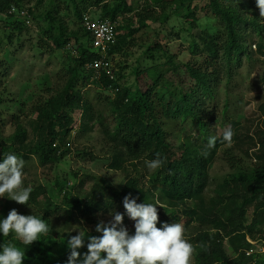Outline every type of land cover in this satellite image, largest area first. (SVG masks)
Listing matches in <instances>:
<instances>
[{
    "label": "trees",
    "instance_id": "16d2710c",
    "mask_svg": "<svg viewBox=\"0 0 264 264\" xmlns=\"http://www.w3.org/2000/svg\"><path fill=\"white\" fill-rule=\"evenodd\" d=\"M36 1L39 6L47 5L50 9L45 14L48 29L42 30V45L53 51L66 49L72 52L71 44L74 43L76 54L72 55V64L65 68L70 77L63 94L37 108V118L31 125L33 143L29 142L28 134L23 132L24 128L17 121L16 132L11 141L0 138V156L6 157L12 150L14 153L23 151L20 156L24 160L35 156L41 166L50 165L52 168L70 154L67 138L72 132H88L94 126L99 127L109 145L113 146V158L109 165L111 169L126 172L127 164L142 159L150 161L157 154L164 163L148 176L139 170L138 165H133L134 170L127 174L128 180L121 191L96 183L83 199L74 198L72 193H65L64 206L70 216L76 214L79 219H85L90 224L99 222L96 219L97 213H126L123 199L129 193L137 198V203L154 202L152 200L157 197V204L162 207L158 208V228L165 222L181 223L183 215H179V208L184 207L181 212L186 216L185 230L194 220L210 225L215 230L197 233L194 241L197 244L198 264H264V254L246 255L253 248L248 243L247 236H251L253 240L258 235L264 237V104L259 109L263 116V128L258 129L254 136L247 132L246 135H233L232 139L237 144V149L247 157L251 156L249 151L252 145L257 146L255 138L259 140V151L254 153L256 165L250 170L237 171L228 177L216 188L215 198L207 201L203 197L211 163L208 153L210 150L215 153L226 144L222 134V139H217L214 147L209 149L207 146L208 138L212 135L208 122L210 116L205 109L206 102L215 98L220 73L225 72L228 79L232 78L244 57H250L251 53L246 45L247 36L251 40L254 34L261 36L264 32V27L256 19V15L250 19L245 14L252 12V9V14L256 13V9H259L256 0H209L208 10L219 20L221 28L215 27L209 32L205 26L202 30L198 38L202 45H195L193 52L200 53L204 58L203 62L187 64L181 68L174 67L169 72L162 73L158 80L138 82L134 86L131 82H126L124 73L117 72L115 68L114 80L104 73L98 76L89 66L100 55L92 51V44L86 47L79 39L80 32L85 37L89 36L83 26L86 14L100 11L101 19L117 21L122 14V7H126V4L119 2L112 5L106 0ZM166 1L156 0L159 3ZM25 2L26 0H0V22L14 19L17 16L14 10ZM30 3L31 0H28L29 5ZM195 10L188 8L185 15L186 20L191 21L193 26L198 22ZM62 13L66 16L73 13L81 28L70 32L63 21ZM203 22L205 24L207 21ZM138 23L141 28L146 27L143 17L139 18ZM25 27V22L17 23L14 30L22 33ZM137 32L131 25H119L117 43L109 53L110 58L123 52L124 47L130 44V37H134ZM2 33L4 37L0 34V50L4 46L3 40L10 43L13 37L6 30ZM251 42L264 57V44ZM171 62L172 60L169 64ZM2 65L5 69L0 65V75L2 70L7 73V68ZM81 83L82 87L97 85L111 94V97L106 98H112V124L106 125L102 113L96 114L89 107L90 103L85 102L82 90L78 89ZM1 105L3 104L0 99ZM80 115V119L85 120L83 125L78 123ZM179 122H189L197 128L198 139L195 143L186 142L175 147L169 142L168 126L170 123ZM236 126L237 123H232V128ZM82 151L78 149L77 154H87L84 149ZM147 183L148 188L145 187ZM58 187L63 189L59 184ZM38 191L37 189L33 193ZM189 201L193 204L192 208L187 209ZM51 208L57 209L50 204L48 210ZM177 208L178 211L175 210ZM251 210L254 216L247 226V217ZM125 221L131 229L134 227L135 222L126 214ZM89 235L98 236L100 233L91 232ZM3 239L5 243L11 241L26 252L24 264H67L70 254L67 245L56 253L47 246L42 236L31 246L23 245L11 234ZM225 240L230 243L233 257L226 253ZM65 243L67 244V239ZM80 251L83 255L87 252V247Z\"/></svg>",
    "mask_w": 264,
    "mask_h": 264
},
{
    "label": "rangeland",
    "instance_id": "374dc122",
    "mask_svg": "<svg viewBox=\"0 0 264 264\" xmlns=\"http://www.w3.org/2000/svg\"><path fill=\"white\" fill-rule=\"evenodd\" d=\"M106 1L112 5L119 2L126 4V7H122L123 11L117 19V25H131L133 29L138 30L134 37H130V44L124 47L123 52L111 58L113 67L117 72H123L126 82H131L133 86L138 82L158 80L162 73L169 72L174 67L181 68L187 64L203 62L204 58L200 56L201 54L193 52L195 45H202L198 39L202 30L205 26L209 32L215 27L221 28L219 20L208 10L209 0H167L160 3L156 0ZM188 8L196 9L198 19L196 26L185 18ZM47 10H50L47 5L39 6L36 0H31L29 5L26 0L24 5L14 10L17 14L14 19L0 22L1 36L4 37L2 31L5 30L13 36L10 43L3 40L4 46L0 50L1 68L5 69L2 64L7 68V73L2 70L0 75V99L3 104L0 106V138L3 141H11L19 121L20 127L24 128L23 132L28 134L29 142L33 143L34 133L31 125L37 118V108L61 96L68 83L70 75L65 68L68 64H72L71 58L76 54L74 52L76 46L72 43L73 51L69 52L66 49L53 51L42 45V30L48 29L45 19ZM255 12L252 14V9V12L245 14L250 19L256 15V19L264 27V17H261L260 10L256 9ZM90 15L93 19H101L100 11L92 12ZM61 16L70 32L81 28L73 13L68 16L62 13ZM140 17H143L146 26L144 28L139 26ZM203 21L208 23L204 24ZM23 22L26 27L22 33L14 30L17 23ZM252 37L251 40L249 36L246 38L250 57H244L232 78L228 79L225 72L220 73L215 98L206 102L205 109L210 116L208 120L211 125L210 133L219 140L222 139L226 128L233 129L234 135L242 133L246 135L248 132L251 136H254L258 129L263 128V116L259 109L264 104V57L257 52L256 46L251 41L264 44V32L261 36L254 34ZM79 39L80 43L90 47V36L85 37L83 32H80ZM170 60H172L171 64H169ZM78 89L82 90L81 94L85 102L90 103L89 107L96 114L102 113L106 125L112 124L113 112L110 105L112 98H106V96L111 97V94L93 84L82 87L81 83ZM80 117L81 115L78 123L83 125L85 120ZM232 123H237V126L232 128ZM94 127L88 132L77 130L72 132L67 138L70 154L52 168L50 165L41 166L35 156L24 160L20 156L23 155V151L9 152L25 161L22 186L30 185L33 188L29 200L32 209L28 205L0 198V214L6 217L12 209H16L25 216L34 214L43 217L49 225V232L42 235V239H45L52 252L58 253L64 245H67L65 241L68 236L77 234L72 232L75 228L85 232L88 230L89 235L91 232H96L95 227L98 223L96 221L89 224L85 219H79L76 214L70 216L64 206L65 193H72L74 198L83 199L96 183L121 191L128 180L127 174L134 170L133 165H138L139 170L146 176L155 171L147 168L145 159L127 164L126 172L111 169L109 165L113 158V146H110L108 139L104 138L101 129ZM168 135L169 142L178 147L186 142L195 143L198 139V130L189 122L170 123ZM255 139L257 146L252 145L249 157L237 149L234 141L231 144H224L215 153L213 150L209 151L211 163L208 169V185L203 194L204 199L208 201L215 198L216 188L237 171L250 170L256 165L254 153L259 151L260 143L257 138ZM78 149L81 152L84 149L87 154L78 155ZM3 158L4 155H1L0 162H3ZM58 184L64 190H61ZM145 187L148 188L149 184L147 183ZM37 189L38 193H33ZM158 200L155 197L152 201L159 203ZM50 204L57 209L48 210ZM192 204L193 202L189 201L186 208H192ZM183 209L184 207L179 208V215H183L181 223L185 226L186 216L181 212ZM175 210L178 211V208ZM96 216L99 222L105 223L112 218L111 212L97 213ZM253 216L254 212L251 210L247 217V226L250 225ZM128 224L124 219V225L130 234H134L135 228L131 229ZM202 231L215 230L199 220H194L185 230V238L193 245L190 264H198V250L194 240L197 233ZM3 238L0 234V244L5 242ZM247 240L251 245L254 244L256 250L264 247L262 235H258L255 240L247 236ZM224 246L228 256L233 257L234 252L227 240Z\"/></svg>",
    "mask_w": 264,
    "mask_h": 264
},
{
    "label": "clouds",
    "instance_id": "9594fccd",
    "mask_svg": "<svg viewBox=\"0 0 264 264\" xmlns=\"http://www.w3.org/2000/svg\"><path fill=\"white\" fill-rule=\"evenodd\" d=\"M261 17H264V0H256ZM233 131L226 128L223 141L231 144ZM217 142L216 136H210L207 146L212 148ZM159 157L146 162L149 170L163 166ZM25 161L15 154L4 156L0 162V198H7L21 205L29 204L33 188L23 187ZM126 213L115 212L111 220L100 221L95 227L98 236L75 228L69 235L67 248L70 250L67 264H190L193 245L185 238V227L182 223H162L159 221L156 202L137 203L131 193L123 199ZM32 209V208H31ZM125 214L133 220L135 232L130 234L124 225ZM49 232L47 221L37 215H22L12 209L6 217L0 216V234L13 235L23 245L31 246ZM248 241V240H247ZM87 247V252L79 251ZM106 254V255H105ZM26 252L11 241L0 244V264H24ZM82 257V258H81Z\"/></svg>",
    "mask_w": 264,
    "mask_h": 264
},
{
    "label": "built area",
    "instance_id": "2783aa9c",
    "mask_svg": "<svg viewBox=\"0 0 264 264\" xmlns=\"http://www.w3.org/2000/svg\"><path fill=\"white\" fill-rule=\"evenodd\" d=\"M22 15L25 14L22 13ZM83 26L91 38L92 51L97 52L100 55V58L91 63L89 68L96 71L98 76L104 73L111 80H114L115 69L109 53L117 43V21L110 19H93L90 14H86L83 19ZM110 90L117 92L115 89ZM252 246H254L253 243ZM256 251L258 254H264V247L259 250H256L253 247L247 251L246 255L251 256L256 254Z\"/></svg>",
    "mask_w": 264,
    "mask_h": 264
}]
</instances>
